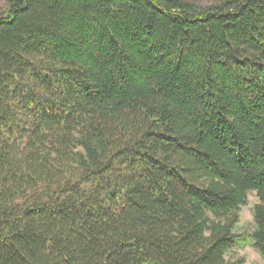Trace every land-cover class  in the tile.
Returning a JSON list of instances; mask_svg holds the SVG:
<instances>
[{
    "label": "trees",
    "instance_id": "1",
    "mask_svg": "<svg viewBox=\"0 0 264 264\" xmlns=\"http://www.w3.org/2000/svg\"><path fill=\"white\" fill-rule=\"evenodd\" d=\"M0 264L264 260V0H5Z\"/></svg>",
    "mask_w": 264,
    "mask_h": 264
},
{
    "label": "rangeland",
    "instance_id": "2",
    "mask_svg": "<svg viewBox=\"0 0 264 264\" xmlns=\"http://www.w3.org/2000/svg\"><path fill=\"white\" fill-rule=\"evenodd\" d=\"M5 0H0V12L5 11L6 9V3H4ZM194 2L198 5H207L214 0H187ZM255 193H251L249 196V204L246 207L241 208V215H240V223H239V233H243L242 235L245 236L246 245L243 248L236 249L233 252L234 258H242L245 260L246 264H264V260L261 258V256L256 252V250L250 245V237L251 233L255 231V224L253 222V216H252V207L254 204L258 202L257 197L255 196Z\"/></svg>",
    "mask_w": 264,
    "mask_h": 264
}]
</instances>
